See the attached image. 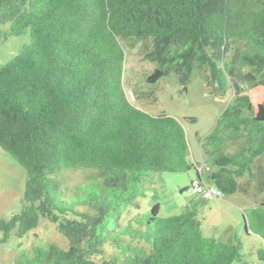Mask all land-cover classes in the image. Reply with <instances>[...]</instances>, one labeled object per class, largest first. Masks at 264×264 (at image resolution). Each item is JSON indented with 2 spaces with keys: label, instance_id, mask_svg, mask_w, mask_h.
Listing matches in <instances>:
<instances>
[{
  "label": "trees",
  "instance_id": "16d2710c",
  "mask_svg": "<svg viewBox=\"0 0 264 264\" xmlns=\"http://www.w3.org/2000/svg\"><path fill=\"white\" fill-rule=\"evenodd\" d=\"M0 25L4 40L29 39L0 68V148L25 172L20 209L0 219L1 242L40 218L68 241L66 251L19 252L14 264H246L242 237H205L195 205L158 219L154 195L148 214L121 223L151 175L191 170L219 196L252 199L243 237L259 239L264 264V0H0ZM140 42L155 65L147 84L173 74L186 88L197 71L210 95L232 92L205 138L212 171L188 160L175 118L128 99L125 46ZM77 169L94 174L69 188L65 172Z\"/></svg>",
  "mask_w": 264,
  "mask_h": 264
},
{
  "label": "rangeland",
  "instance_id": "374dc122",
  "mask_svg": "<svg viewBox=\"0 0 264 264\" xmlns=\"http://www.w3.org/2000/svg\"><path fill=\"white\" fill-rule=\"evenodd\" d=\"M8 28L0 25V68L13 59L19 49L29 42L28 37H10L7 40L2 34ZM144 42L134 47L125 46V65L122 83L130 102L139 110L151 115L165 113L175 118L183 127L188 144V160L200 166L209 167L205 162V151L212 148L205 139L216 126L217 120L226 109L232 98V92L224 99L209 94L204 77L197 71L191 82L183 88L175 75L161 79L155 85L146 83V77L152 73L154 64L142 60ZM240 47V46H239ZM235 146L227 143L226 152H235ZM206 164V165H205ZM92 170L77 169L65 172L69 188L81 184L92 176ZM205 174V173H204ZM152 185L147 189L145 197L137 200L138 208L130 207L121 223H127L135 215H146L156 202L159 205L158 219H166L180 214L187 204L198 208L201 230L207 238L229 244L233 234L242 237L243 258L246 264H262L257 261L255 252L261 247L257 237L244 236L242 213L252 207V199L235 194L205 198L192 191L191 182L197 180L194 170L185 174L159 173L151 175ZM25 172L19 164L0 148V219L8 220L20 209ZM208 185V183H207ZM211 187L210 185H208ZM156 195V201L153 196ZM155 201V202H154ZM13 231L6 243H2L0 233V264H14L19 252L32 255L35 246L54 245L61 250H68V241L57 231L56 225L40 218L38 226L22 238Z\"/></svg>",
  "mask_w": 264,
  "mask_h": 264
},
{
  "label": "built area",
  "instance_id": "2783aa9c",
  "mask_svg": "<svg viewBox=\"0 0 264 264\" xmlns=\"http://www.w3.org/2000/svg\"><path fill=\"white\" fill-rule=\"evenodd\" d=\"M206 171H208V168H206ZM192 191L195 194L201 195L205 198L211 199L219 196V192L213 188L208 187L206 185H202L199 182L195 181L192 185Z\"/></svg>",
  "mask_w": 264,
  "mask_h": 264
}]
</instances>
